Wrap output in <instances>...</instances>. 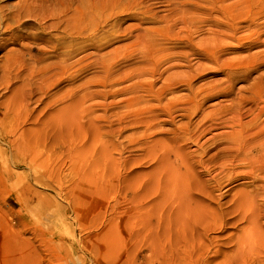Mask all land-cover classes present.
Segmentation results:
<instances>
[{"label":"rangeland","instance_id":"1","mask_svg":"<svg viewBox=\"0 0 264 264\" xmlns=\"http://www.w3.org/2000/svg\"><path fill=\"white\" fill-rule=\"evenodd\" d=\"M0 264H264V0H0Z\"/></svg>","mask_w":264,"mask_h":264},{"label":"bare ground","instance_id":"2","mask_svg":"<svg viewBox=\"0 0 264 264\" xmlns=\"http://www.w3.org/2000/svg\"><path fill=\"white\" fill-rule=\"evenodd\" d=\"M221 1H222V0H221ZM221 5H222V4H221ZM224 10H225V9H224ZM226 11H227V10H226ZM224 16H225V15H224ZM225 17H226V16H225ZM228 17H229V15H228ZM229 18H230V17H229ZM229 23H230V22H229ZM232 27H233V26H232ZM5 104H6V103H5ZM5 109H6V108H5ZM215 184H216V183H215ZM215 184H214V185H215ZM214 185H213V186H214ZM220 185H221V183H220ZM240 192H243V191H240ZM237 193L239 194V192H237ZM242 194L244 195L245 193L243 192ZM244 196H245V195H244ZM247 196H248V195H247ZM245 197H246V196H245ZM240 198H241V197H240ZM243 198H244V197H243ZM247 199H249V198H247ZM247 199H246V200H247ZM244 202H246V201H244ZM249 202H250V201H249ZM254 231H255V230H249V231H247V232H246V236H247L248 238H251V237L254 235ZM256 232H257V231H256Z\"/></svg>","mask_w":264,"mask_h":264}]
</instances>
